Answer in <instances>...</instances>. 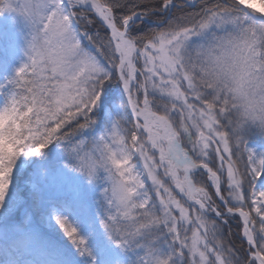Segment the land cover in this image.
I'll return each instance as SVG.
<instances>
[{"label": "snow or ice", "instance_id": "snow-or-ice-1", "mask_svg": "<svg viewBox=\"0 0 264 264\" xmlns=\"http://www.w3.org/2000/svg\"><path fill=\"white\" fill-rule=\"evenodd\" d=\"M0 264H264V0H0Z\"/></svg>", "mask_w": 264, "mask_h": 264}, {"label": "rangeland", "instance_id": "rangeland-1", "mask_svg": "<svg viewBox=\"0 0 264 264\" xmlns=\"http://www.w3.org/2000/svg\"><path fill=\"white\" fill-rule=\"evenodd\" d=\"M0 31L5 32V33L15 31V27L13 26L11 18L8 15L0 17ZM21 58L22 57L19 52L16 53V57L14 59L9 58L5 53H0V59L7 61V68H8L9 73L11 71L12 65L17 64L19 62V59Z\"/></svg>", "mask_w": 264, "mask_h": 264}, {"label": "trees", "instance_id": "trees-1", "mask_svg": "<svg viewBox=\"0 0 264 264\" xmlns=\"http://www.w3.org/2000/svg\"><path fill=\"white\" fill-rule=\"evenodd\" d=\"M8 74H10L9 71H8ZM0 75L2 76V75H4V73L3 72H0Z\"/></svg>", "mask_w": 264, "mask_h": 264}]
</instances>
